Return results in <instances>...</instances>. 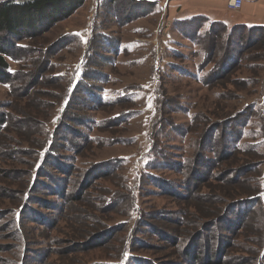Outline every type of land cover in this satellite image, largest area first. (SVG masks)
Here are the masks:
<instances>
[{
	"label": "rangeland",
	"instance_id": "obj_1",
	"mask_svg": "<svg viewBox=\"0 0 264 264\" xmlns=\"http://www.w3.org/2000/svg\"><path fill=\"white\" fill-rule=\"evenodd\" d=\"M131 1L141 6L133 9ZM191 6V12L220 11L223 3L87 0L71 18L52 26L37 39L13 42L27 44L31 53L27 55L30 64L10 62V69L20 71L18 75L22 76L11 83L12 89L0 86V107H4L0 113H8L9 121L8 129L0 136V264H188L186 257L193 253L197 254L195 264H264V209L256 206L242 213L231 208L238 198L258 191L259 173L264 167L245 173L238 180L234 171L250 162L264 164V146L255 144L259 137L248 134L242 140V144L256 140L248 154L214 156L209 146L205 148L209 159L218 160L210 166L209 173L195 158L207 123L234 116L237 118L233 122L237 123L251 114L248 129L262 126L263 109L252 112L247 108L253 99H262L257 95L261 84L246 80L253 79L250 70L262 76L263 68H251L264 66V49L254 55L258 61L239 64L221 79H212L209 87L201 85L194 76L175 71L196 73L208 50L201 43L183 38L177 30L182 28L180 22L189 16L187 9ZM258 13L264 19V12ZM132 16L130 22L124 21ZM162 23V34L157 35L156 29ZM94 30L104 43L98 54L101 61L96 60V64L109 59L105 68H92L107 77L99 85L113 100L123 88L128 93L136 91L132 97L135 101L96 107L90 99L83 98L85 103L78 108L63 111L70 103L69 96L63 98L69 79L78 75L82 61H89L88 69L96 58L92 50L85 52ZM107 43H117V54L107 51ZM51 45L53 48L45 56L32 54ZM219 51L214 50L212 57L209 52L211 62L205 64V72L214 65ZM45 69L43 78L25 92L29 79L35 81L37 70ZM158 82H162L163 97L170 100L172 112L165 117L182 127L168 129V138L160 148L172 161L187 159L188 166L182 172H172L165 169L166 161V166L160 161L161 167L154 173L164 181L165 190L158 191L151 182H143L140 193H134L137 211L143 215L138 230H129L131 220L130 226L122 225L106 241L76 246L111 225L128 221L129 191L125 190V180L133 168L137 171L139 159L149 147L148 124L154 111L153 89ZM179 105L187 109L182 113ZM204 106L214 110L217 119L213 115L205 118ZM129 110L137 111V116L123 122L112 120ZM64 114L78 123L72 127L74 134L83 135L87 141L75 140L71 131L70 136H63L64 143H55H62L63 147L58 152L59 161L51 164L44 159L39 171L34 172L36 154L43 149L47 134L57 137L61 132L63 123L59 122ZM66 125L69 127L72 122ZM234 125L233 129H237ZM181 129L185 137L179 135ZM221 143L217 144L216 153ZM122 158L127 161L124 166L118 165L117 160ZM102 162L106 165H96ZM55 164L60 172L51 168ZM46 173L49 177H44ZM203 174L206 179L196 189L186 191V175L195 178ZM127 184L131 185L130 179ZM61 189L63 196L57 197L55 194ZM211 222L215 226H209ZM200 236L203 237L199 244H194Z\"/></svg>",
	"mask_w": 264,
	"mask_h": 264
},
{
	"label": "trees",
	"instance_id": "obj_2",
	"mask_svg": "<svg viewBox=\"0 0 264 264\" xmlns=\"http://www.w3.org/2000/svg\"><path fill=\"white\" fill-rule=\"evenodd\" d=\"M87 0H5L0 1V86H5L9 89L11 88V83L14 84L15 81H19L20 77L18 75V72L10 69V62L18 63L21 65L23 62V65L30 64V61H28L27 55L30 56V50L29 46L27 44H19V43H13L16 41H33L34 39H37L42 33H45L48 31L52 26L57 25L63 21L68 20L71 18L74 13L81 8ZM114 0H110V3H112ZM130 4L133 6L132 8H135L141 6L136 1H131ZM134 12V11H133ZM132 12V13H133ZM132 17L126 18L125 22H130ZM182 28L179 27L177 30L183 35V38L193 40L192 42H198L196 44H202V46H206L207 53L204 52V59L203 62L199 65V68H197V72H188L185 69H179L175 70L183 75L188 76H194V79H197L199 83L203 86L209 87L212 79H221L225 74L229 73V71H232L235 67H238V65L242 64L245 61H258L259 59L254 56L257 54L259 49H264V26L257 25V26H251L248 27L245 24H237L233 26L232 28L226 27L222 22H215L211 21L208 17L201 14L192 15L186 18H183L182 21ZM189 26V29H188ZM97 31L94 30V38L89 40V44L87 45L86 50H92V53L96 55V58L91 60L90 66L88 69L87 65L89 64V61L87 62H81V67L78 71V75L74 78L69 79V83L67 85V90H65L64 97L69 96L70 103L68 105L64 106V110L70 111L71 109L78 108L81 103H85L83 100L88 98L93 102V105L96 107H111L114 105H118L120 103H134V99L132 98L133 95L136 93H128V91H125V88L123 90H120L118 92V96L116 99L113 100V98H107L105 95V88L101 87L99 84L102 83V81L107 80L106 76L101 73V71H94L96 69H93L94 67L97 68H105L108 64L109 59H104L101 62V65L96 64V60L101 61V57L98 56L100 52V48L104 47V43H101L103 41V38L98 36ZM98 36V37H96ZM219 36H223L219 37ZM99 42V43H97ZM107 46H110V43H107ZM117 43H114L113 46H110V49L107 51L111 52L112 54H117L119 47H116ZM53 46L43 50L39 51H33L32 54H42V56H45L46 52L50 49H52ZM92 48V49H91ZM219 49H222V52L219 51ZM214 50L219 51L217 52V59L213 63L214 65L208 70L204 71L203 68L207 65L206 63L211 62V57L213 56ZM211 52V57L210 53ZM252 58V59H251ZM33 62V61H32ZM206 64V65H205ZM173 66V65H171ZM263 68L264 66L261 65H255L253 68ZM174 68V66H173ZM175 69V68H174ZM46 72V69L44 71H38L37 74H35V81L29 79L30 81L28 84L24 87L25 92H28L31 90L32 86L37 82L40 78H43V74ZM253 79L246 80L250 82L251 84H261V93L257 94L261 99L257 101L258 99H253L250 106H246L247 108H251L252 112L256 109H263L262 112V126L259 127V129H253L250 128V118L252 115L250 114L245 119H240L239 121H235L237 123H234L233 121L237 118V116H234L233 118H229L224 120L223 122H211L207 123L206 125V133L205 135L199 140V151L196 153L195 158L197 160V164L199 166H202V168H208V173L212 171V166L215 164V161L218 162V160L214 158H208L206 156V153L204 150L208 146L210 147V151L213 152L216 156L217 154L226 155L229 156L232 153L238 152L240 154H248L247 152H252L251 147L254 146L255 139L252 140L251 143H245L242 144V140L248 136L249 137L255 135L256 137H259V140L255 144L259 145L260 143L262 146H264V72L262 76L259 77V75L256 73L255 70H250ZM27 76V75H26ZM24 76V78H27ZM58 76V75H56ZM52 79H57L52 78ZM27 80V79H25ZM60 81V80H59ZM243 82V81H242ZM96 83L98 84L96 86ZM162 82L158 84L155 83L154 91H153V98H154V111L151 120L148 124V130H149V147H147V151L145 155H142V157L139 159L140 163L138 165V169L136 171V167L131 170V175H128V177L125 180V190L128 192V200H127V206L128 212L126 213L128 221H123L119 223L118 225H111L110 227L106 228L105 230L98 232L94 235H92L87 243H77L76 246H82V247H88L90 244L93 243H100L102 241H106V239L109 238V236L115 232L118 228H120L122 225L126 226L131 225L128 222H131L133 220V224L131 228L132 231L138 230L137 225L140 223L141 220V212L137 211V202L136 198L134 196L135 192L140 193V187L143 182H151L150 185L153 188H156L158 191L165 190V183L162 180V178H159L158 175H156L154 172H156L157 168H160V161L161 163L165 165L164 161L168 163V166L165 169H168L169 171H183L184 168L188 166L187 159H184L182 161H172V157H169L166 155V153L160 148V144L163 143L165 139L168 138V132L167 130L170 128L177 129L182 128L181 125H174V123H171L165 115L167 112H172L170 110L171 106L169 105L170 100L163 97V93L161 90ZM9 93L11 91L9 90ZM84 98V99H83ZM87 99V100H88ZM256 101V102H255ZM180 106V112H184L186 107ZM178 106V107H179ZM4 107H0V110H2ZM2 112V111H0ZM203 112L205 115V118H210V116H215L214 119H217L216 113L213 110H210V107L204 106ZM66 114V113H65ZM64 114V115H65ZM137 111H124L121 112L114 117H112V120H121L123 122L126 119H132L137 116ZM62 116L61 121L59 122V125L63 123V125H60L61 132L58 134L60 137H56L54 134L48 136L46 135V143L41 150L40 153L36 154L35 156V171H37L42 164L44 159H48L49 162L52 164V162L57 163L59 161L58 158V152L63 150L62 143L55 144L56 141L65 142V137L63 136H70L72 127L78 126V123L74 121H71V118L65 116ZM210 115V116H209ZM220 117L223 115H219ZM78 117V116H76ZM81 118V116H80ZM194 118V117H193ZM192 118V119H193ZM78 120V118H77ZM72 122V125L68 127L66 123ZM119 121L115 122L114 124H117ZM233 122V123H232ZM234 127L237 129H233ZM82 125V124H81ZM9 121H8V113L5 111L3 113H0V136H2L6 129H8ZM58 128V127H57ZM223 128V130H222ZM225 128V129H224ZM247 128V129H246ZM221 130V131H220ZM181 134H179V131L177 130V134L180 136H183L184 133L182 129L180 130ZM68 132V135H62L61 133ZM73 132V131H72ZM74 134V132H73ZM74 139L78 140L80 138L83 139V141H87V138L83 135L79 137L78 134H74ZM186 136V135H185ZM183 136V137H185ZM73 139V140H74ZM94 140V139H93ZM91 140V141H93ZM222 141V143H221ZM94 143V141H93ZM221 143L219 152L217 151V144ZM244 147H249L244 149ZM203 150V151H202ZM215 150V151H214ZM73 152H76V150H73ZM231 151V152H229ZM150 153V155H148ZM118 165H125L127 163L126 159H118ZM211 163L208 167V163ZM117 163V162H116ZM207 163V164H206ZM60 164V162H59ZM96 165H106V162H102ZM171 165V166H170ZM263 165V166H262ZM53 170L59 171V168L56 164L50 165ZM166 166V165H165ZM264 167V164L250 162L246 163L243 166H240L234 171V176L238 179L242 178L245 173H248L250 171H255L260 168ZM39 171V170H38ZM60 172V171H59ZM197 173V172H196ZM207 173V174H208ZM204 175V174H203ZM202 175V176H203ZM261 175L263 176V180H261ZM207 175H204L203 177H190V175H186L185 179V186L186 191H189L190 189H196V186L204 181L206 179ZM44 177H49L47 173L44 175ZM130 183L131 185L127 184ZM168 185H172V183L166 182ZM167 185V184H166ZM44 187L43 185H41ZM198 187V186H197ZM46 189V188H45ZM257 192L255 194H251L249 197L244 198H238L236 202L232 203L231 208H237L242 210V213L246 209H253L256 206H260L261 210L264 209V168L262 170V173L260 171L259 173V180L257 182ZM61 193L57 191L55 194L57 197L60 195L63 196V190L61 189ZM248 196V195H246ZM143 216V215H142ZM17 220V218H16ZM212 225V222L209 226ZM215 226V223L211 226ZM210 227V228H211ZM211 230V229H210ZM203 231H207L203 230ZM203 236L198 237L196 239L197 241L194 244H199V240H201ZM142 260V259H141ZM134 262V259H132ZM197 254L193 253L190 254L188 257H186V263L188 264H195L197 263ZM123 264V263H122ZM149 264V263H148Z\"/></svg>",
	"mask_w": 264,
	"mask_h": 264
},
{
	"label": "crops",
	"instance_id": "obj_3",
	"mask_svg": "<svg viewBox=\"0 0 264 264\" xmlns=\"http://www.w3.org/2000/svg\"><path fill=\"white\" fill-rule=\"evenodd\" d=\"M223 8L220 11H209L203 9H193L191 6L187 9L189 16L201 14L208 17L211 21L222 22L226 27L232 28L237 24H245L248 27L261 25L264 26V19L258 12H264V0H245L242 8L238 12H230L226 9L225 1L222 0ZM191 5V4H190ZM255 6H258L256 9ZM188 16V17H189Z\"/></svg>",
	"mask_w": 264,
	"mask_h": 264
},
{
	"label": "built area",
	"instance_id": "obj_4",
	"mask_svg": "<svg viewBox=\"0 0 264 264\" xmlns=\"http://www.w3.org/2000/svg\"><path fill=\"white\" fill-rule=\"evenodd\" d=\"M244 0H225L226 9L230 12H238L241 10ZM163 31V23L156 29V34L160 35Z\"/></svg>",
	"mask_w": 264,
	"mask_h": 264
}]
</instances>
